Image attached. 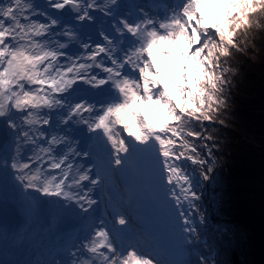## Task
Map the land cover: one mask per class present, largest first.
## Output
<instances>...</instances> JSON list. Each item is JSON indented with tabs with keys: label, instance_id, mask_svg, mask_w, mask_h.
Instances as JSON below:
<instances>
[{
	"label": "snow or ice",
	"instance_id": "6c2138e0",
	"mask_svg": "<svg viewBox=\"0 0 264 264\" xmlns=\"http://www.w3.org/2000/svg\"><path fill=\"white\" fill-rule=\"evenodd\" d=\"M209 2L179 0L163 16L138 8L133 19L115 11L119 0H46L45 8L35 0H0V177L12 176L26 192L62 197L81 213L95 211L92 192L100 172L72 162L91 158L90 150L75 144L74 133L86 130L114 178L119 173L141 182L165 217L164 232L156 233L135 209L138 230L129 234L132 216L123 205L113 208L96 216L70 260L50 264H160L152 253L163 248L162 240L181 253L190 244L199 196L185 162L200 166L202 179L209 177L203 170L208 160L189 141L203 137L185 129L219 114L226 103V58L240 51L237 36L251 17L264 12V0H224L222 15L206 17L202 9ZM92 11L110 19L90 44L82 29L95 21ZM64 12L69 17L62 21ZM74 46L82 51H69ZM160 55L178 56L180 72L165 75ZM78 91L100 98L74 97ZM149 103L160 116L151 124L135 110Z\"/></svg>",
	"mask_w": 264,
	"mask_h": 264
},
{
	"label": "trees",
	"instance_id": "16d2710c",
	"mask_svg": "<svg viewBox=\"0 0 264 264\" xmlns=\"http://www.w3.org/2000/svg\"><path fill=\"white\" fill-rule=\"evenodd\" d=\"M232 54L235 55L231 68L235 73L232 81L228 80L232 82L234 102L224 96L226 103L212 122L193 120L185 131L191 129L200 133L214 146L215 154L225 158L226 165L221 169L226 175L235 172L234 178L239 181L233 192L243 193L247 204L251 205L224 199L215 208L211 222L202 223L199 228L194 224L196 232L189 238L186 250L170 252L185 256L191 264H200L201 258L205 264H264V150L254 154L260 140L264 144V64L254 62V54L249 55L253 57L251 60L240 57L235 49ZM238 131L246 133V137H240ZM203 138L191 142L197 145L205 141ZM200 152L203 159V149ZM196 168L201 170L200 166ZM195 204L199 216L200 207Z\"/></svg>",
	"mask_w": 264,
	"mask_h": 264
},
{
	"label": "rangeland",
	"instance_id": "374dc122",
	"mask_svg": "<svg viewBox=\"0 0 264 264\" xmlns=\"http://www.w3.org/2000/svg\"><path fill=\"white\" fill-rule=\"evenodd\" d=\"M224 10V0H210L208 4L204 6L202 9L203 14L206 17H218L222 15ZM252 24L250 27L241 30V32L237 36V43L240 45L241 50L239 51L240 57L247 58V55L254 54V62L260 61V64H264V12L259 13V15H253L251 17ZM167 50H171L172 46L167 45L165 46ZM243 47V48H242ZM235 55V54H234ZM233 54L228 57V60H226V63L223 65V67L229 68V71L226 73L225 79L227 80V85L225 87V97L230 100L231 103L234 102V93L233 90H231L230 85H232V82L230 83L228 79H231L235 73H232L233 69ZM160 68L162 69L163 73L165 75H171L172 73H179L182 67L180 58L178 56H166V55H160L158 56ZM241 60V58H240ZM249 61V60H248ZM250 62V61H249ZM253 62V63H254ZM263 62V63H262ZM256 64V63H255ZM236 75V77H239ZM245 79V78H244ZM232 81V79H231ZM244 81V80H243ZM172 99L178 104L180 101L175 96V94L172 95ZM136 111L141 112L144 117L147 119L148 123H154L156 121H159V110L152 104H144V105H138L136 106ZM238 135L240 137H246V133L243 131H238ZM208 146L205 149V159L208 160V163L205 164L207 169L210 167L212 169L211 172H208L207 169L205 170V173L208 175V179L204 180L200 177V173H196L191 167H187L190 174H194L195 179L198 180V183L196 184L195 191L197 192V195L199 196V199L195 202L199 204L200 212L201 214L198 216L197 213L194 211L192 213L194 224H198V228L202 223H208L211 222L212 218L215 216V208L218 207V204L220 201L224 199L228 200H235L236 203H243L247 204V200L245 199V196L243 193H234L233 190L236 189V186H238L239 181L234 178L235 172H233L234 175H226V172H224L221 167H224L226 165L225 158L218 157L215 154V151L212 150V148H209ZM257 150L263 151L264 150V144L261 143L260 145L254 150V154H257ZM236 155L239 153L235 152ZM186 165H190V163L185 162ZM109 175L112 176V172L109 171ZM118 181L116 179V184H122L129 185V189H122L116 185L115 193L120 197L118 206L123 205V207L127 208L129 213L136 214L135 209H137L139 212H143V215L147 217L149 228L151 227H157L158 231L163 233L165 230V217L163 213L162 206L157 205L151 194L147 191H145L144 187L142 186V183L135 180L130 179L128 180L126 177L117 174ZM4 178V177H2ZM4 179H7L9 183H14V187H12V190L16 193V198L24 201L26 205L29 204V199L27 197L28 191L26 192L18 182L14 180L12 176L5 177ZM122 179V181H121ZM195 182V181H194ZM113 188H111L112 190ZM110 190V191H111ZM31 199L33 208L35 209L37 216V219L35 221V224L39 222L41 223V215L39 214V209L42 207L41 204L38 206V198L39 196L43 195L46 197V203H49V205H46L47 207H51L50 204L56 202V197L53 196H46L41 192H32L31 193ZM6 196V192L3 191V189L0 191V202L3 200H6L4 198ZM128 198H132L135 201V204L129 205L127 203ZM112 204V203H111ZM41 205V206H40ZM251 205V204H247ZM131 209V210H130ZM245 209H247L245 205ZM29 208H27V211ZM197 211V209H196ZM21 212V210H20ZM22 215L23 212H22ZM130 231L138 230L136 228V224H131ZM151 230V229H150ZM218 230V228H217ZM152 231V230H151ZM162 245L166 246L165 249L161 248H154V250L158 253V256L160 257V261L162 264H172L173 261L177 260H185L184 257H180L179 253L178 256L170 254L171 251L168 250L169 245L167 243H164L162 240ZM164 253V254H163ZM177 253V251H176ZM170 261V262H169Z\"/></svg>",
	"mask_w": 264,
	"mask_h": 264
},
{
	"label": "bare ground",
	"instance_id": "6f19581e",
	"mask_svg": "<svg viewBox=\"0 0 264 264\" xmlns=\"http://www.w3.org/2000/svg\"><path fill=\"white\" fill-rule=\"evenodd\" d=\"M175 2H179V0H176ZM144 10H147L151 15H153V16H163L164 15V13H165V11H166V9L164 10V11H161V12H155V11H150L149 9H144ZM165 47V46H164ZM250 55V54H249ZM249 55H247V58H249L250 60L253 58L252 56H249ZM150 104V103H149ZM190 140V143L191 144H193V142H191V140H193L192 138H190L189 139ZM203 140H205L204 142H199V143H196L197 145H195L196 146V148L198 147L200 150L201 149H203V148H207L208 147V144H209V141H207V138H203ZM210 148V147H209ZM100 172H101V175H105L104 173H103V171H102V169H100ZM121 181H122V179H121ZM118 186H120V184L118 185ZM121 186H122V184H121ZM123 189L124 190H126V189H129V185H125L124 183H123ZM112 209V208H111ZM131 210V209H130ZM18 229H24V226H19L18 227ZM81 230V231H80ZM75 231H78V232H76V234H78L77 236H85L87 233H88V230H86L84 227L83 228H76V230H73V231H71V233H70V235L73 233L74 234V232ZM12 233H15V232H12ZM67 233V232H66ZM65 233V234H66ZM64 234V235H65ZM129 234H130V232H129ZM2 235V234H1ZM60 234L59 233H55V237H58ZM63 235V236H64ZM30 238L31 237H27L26 239H24V241H27V240H30ZM128 242H130L129 240H128ZM153 253L154 254H156V251L153 249Z\"/></svg>",
	"mask_w": 264,
	"mask_h": 264
},
{
	"label": "water",
	"instance_id": "95a60500",
	"mask_svg": "<svg viewBox=\"0 0 264 264\" xmlns=\"http://www.w3.org/2000/svg\"><path fill=\"white\" fill-rule=\"evenodd\" d=\"M0 128H1V127H0ZM3 216H4V217H8V218H10L9 216H7V215H4V212H3ZM10 219H11V218H10Z\"/></svg>",
	"mask_w": 264,
	"mask_h": 264
}]
</instances>
